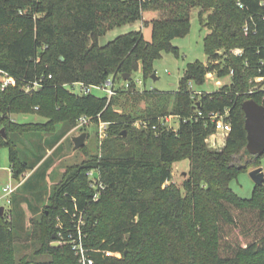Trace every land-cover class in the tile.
<instances>
[{
  "label": "trees",
  "instance_id": "16d2710c",
  "mask_svg": "<svg viewBox=\"0 0 264 264\" xmlns=\"http://www.w3.org/2000/svg\"><path fill=\"white\" fill-rule=\"evenodd\" d=\"M194 8L209 28V63H188L176 92L138 91L132 75L141 69L148 78L163 51L178 52L173 40L189 33ZM145 11L160 14L145 21L153 29L151 41L132 30L99 43L114 27L143 20ZM1 70L15 84L3 88L0 80V148L9 149L18 180L44 158L33 151L35 162L24 160L19 135L50 133L61 120L73 127L82 114L108 123L102 156L69 168L34 222L35 253L50 256L47 264H77L69 244L53 245L59 220L70 226L75 211L84 213L93 264H264V184L255 185L251 198L231 187L242 171L260 166L262 156L247 149L242 104L251 98L264 104V89L252 90L256 79L264 78V0H0V76ZM124 73H131L130 86L112 97L79 94L67 86L115 83ZM208 73L233 78L219 91L193 94L191 83L203 84ZM35 81L40 86L27 92ZM119 92L143 95L144 113L113 110ZM56 100L67 106L56 111ZM35 109L50 120L22 123L13 116ZM227 110L232 129L223 146L212 147L216 124L207 115ZM173 114L181 118L177 131L160 121ZM139 117L158 129L137 127ZM184 159L190 160L188 177L172 182L173 164ZM91 168L105 185L97 200ZM15 196L13 207L0 215V264H30L27 256L16 257L24 211L14 209Z\"/></svg>",
  "mask_w": 264,
  "mask_h": 264
},
{
  "label": "rangeland",
  "instance_id": "374dc122",
  "mask_svg": "<svg viewBox=\"0 0 264 264\" xmlns=\"http://www.w3.org/2000/svg\"><path fill=\"white\" fill-rule=\"evenodd\" d=\"M144 14L145 17L149 18L160 17L159 11H145ZM132 30H141L145 39L148 41H151L153 38L152 26L145 24L143 20H138L133 23H126L114 27L107 31L106 34L100 36L99 43L104 45L115 39L118 35ZM208 33L209 28L202 24L199 17V8L192 9L189 33L182 37H176L173 40V44L177 46L178 52L173 50L163 51L161 57L154 61V73L156 74L157 79H154L152 76L145 78L141 69L136 71L132 75V80L136 82L137 90L143 92L146 89H157L161 91L176 92L180 87V80L185 74L188 63L195 61H201L204 64L209 63V57L205 49V37ZM232 78V74L218 77L215 73H208L203 84L192 82L191 86L192 90L197 93L216 92L221 90L225 85H229ZM138 80H141L142 83H139ZM125 85L126 80L119 78L116 79L115 86L117 89L124 90ZM260 88L264 89V78L256 79V83L252 87V90H259ZM76 93L78 92L76 91ZM93 93L97 96H108L107 91L102 89H93ZM118 96L116 104L112 107L113 110L121 113L133 114L134 116H141V114L144 113L146 102L145 99H143V95L119 92ZM53 106L56 111H61L64 106H67V103H62V101L56 100L53 103ZM13 116L18 122L22 123H46L50 120L46 114L39 112L38 109H35V112L15 114ZM83 116H86V114H82L78 118L77 124L73 127L70 124H67L69 122L61 120L57 121L55 130L50 133L42 132L40 134L36 133L28 136L22 134L19 135L18 139L21 138L19 139L20 152L24 160L33 164L36 160L33 151L39 153V155L44 154L42 165L38 169L33 168L32 166V168L25 172L19 180L14 177L12 173L9 149L7 147L0 148V206H5L7 209L13 207L12 204L7 202L3 187L8 184H13L15 186L21 182L23 183L15 192L16 196L14 203V209L16 212H22V210L25 212H23V216L19 219L18 216L20 212L19 214L16 213V220L18 219L17 224L22 232L18 233L16 243V257L18 261L22 257L27 256L30 264L48 263L51 259L50 256L35 253L36 249L39 247V242L32 235L34 222L40 220L42 211L49 203V196L53 187L61 182L69 168L72 166H83L92 162L94 158L102 156L103 140L100 138L101 120L96 122L90 117L91 119L88 124L79 126V121ZM138 120H140V117ZM180 124V116L174 115L170 119V125L174 128H179ZM84 132H88L89 134L87 135L85 146L75 149L73 138ZM225 137L226 135L219 132L216 134V137L211 136L209 138V145L212 147H221L225 143ZM259 162L264 170V155L259 158ZM254 168L256 167H251V169H248L247 171H242L238 177L231 182L232 189L243 198H251L253 196L256 183L251 177L250 171ZM91 170H95V168H91L89 172ZM189 170V159L175 162L173 164L171 181L182 184L183 180L188 177ZM32 183L37 184L30 185L27 189L26 187ZM42 187L46 189H41ZM28 202L31 206L27 204ZM35 208L39 209V213L36 214ZM59 223H61L60 220ZM56 241L59 242V240ZM75 255L77 256L76 253ZM77 264H80L79 260L77 261Z\"/></svg>",
  "mask_w": 264,
  "mask_h": 264
},
{
  "label": "built area",
  "instance_id": "2783aa9c",
  "mask_svg": "<svg viewBox=\"0 0 264 264\" xmlns=\"http://www.w3.org/2000/svg\"><path fill=\"white\" fill-rule=\"evenodd\" d=\"M240 6L243 7L242 4H240ZM50 77H52V75H50ZM0 80L3 83L2 85L3 88H5L9 84H15V80L12 77H10V75L7 72L3 70H1ZM138 82L142 83L141 80H138ZM38 86H40L39 81H35L33 85H27L25 89L27 90V92H31L34 89H36ZM67 86L71 91L74 92L77 91L79 94H89V93H93V89H102L107 91L108 97H112L115 96L118 92V89L116 88L115 83L112 79L108 80L103 84H88L86 82L78 81L72 84H67ZM129 86H130V82L126 80L125 88H128ZM193 94H200V93H197L193 90ZM200 114L202 115L201 112ZM228 115H229L228 110L225 113H221L219 111H212L207 115L210 118V120L216 124V132L212 135V137H216V134L219 132H222L223 135H226L227 137V135L232 129L231 123L227 120ZM173 116L174 115H168L166 117L161 118L160 121L163 125H167L168 128L177 131L178 128H174L173 126L170 125V119ZM90 119L91 118L88 116H83L79 121V126L88 124V122H90ZM107 125H108L107 122L102 120L100 121V138L102 140L107 135V131H106ZM135 125H137L138 127L152 126V128L156 130L158 129L159 126L157 123L151 124L149 120H143V119L138 120L135 123ZM95 172H97V170H91L88 174L90 176V179L92 180V186L96 190H98V192L95 194L94 197L97 200L101 192L100 190L103 189L105 185L102 182L101 183L97 182L98 177L97 178L95 177L94 175ZM19 185L20 183L15 186L13 184H8L3 187V192L5 193V196L7 197L6 200L9 204H11L12 196L17 191ZM4 208H5L4 211H6L7 208L5 206ZM60 221H61V223H59V226L61 228V231L59 232L60 244L61 243L69 244L73 249V251L77 254L80 264H93L94 260L91 257H89L87 254V247L85 243L86 234L84 231V225L86 221L83 211L80 212L75 211L72 214L70 219L71 224L68 227L65 226L62 220Z\"/></svg>",
  "mask_w": 264,
  "mask_h": 264
},
{
  "label": "water",
  "instance_id": "95a60500",
  "mask_svg": "<svg viewBox=\"0 0 264 264\" xmlns=\"http://www.w3.org/2000/svg\"><path fill=\"white\" fill-rule=\"evenodd\" d=\"M131 73H124L123 79L129 80ZM154 79H157L155 73L152 74ZM242 108L245 112V127L247 130V149L253 155L264 154V104L259 103L255 99H247L243 102ZM1 132L5 133V128H2ZM126 134V131H124ZM87 133H82L79 136L73 138L74 148L79 149L86 144ZM95 177H98V172H95ZM250 175L256 184H264V170L259 166L250 171ZM4 206H0V215L4 214ZM56 235L54 234V238ZM54 246L60 245V242L54 241Z\"/></svg>",
  "mask_w": 264,
  "mask_h": 264
},
{
  "label": "crops",
  "instance_id": "0c3cea01",
  "mask_svg": "<svg viewBox=\"0 0 264 264\" xmlns=\"http://www.w3.org/2000/svg\"><path fill=\"white\" fill-rule=\"evenodd\" d=\"M152 16V15H151ZM151 19H153V18H149V17H145V14H144V18H143V22L145 23V21H149V20H151Z\"/></svg>",
  "mask_w": 264,
  "mask_h": 264
}]
</instances>
